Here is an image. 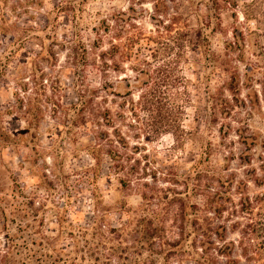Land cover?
Masks as SVG:
<instances>
[{
    "label": "rangeland",
    "instance_id": "1",
    "mask_svg": "<svg viewBox=\"0 0 264 264\" xmlns=\"http://www.w3.org/2000/svg\"><path fill=\"white\" fill-rule=\"evenodd\" d=\"M179 30L159 115L132 69ZM263 224L264 0H0V264H251Z\"/></svg>",
    "mask_w": 264,
    "mask_h": 264
},
{
    "label": "trees",
    "instance_id": "2",
    "mask_svg": "<svg viewBox=\"0 0 264 264\" xmlns=\"http://www.w3.org/2000/svg\"><path fill=\"white\" fill-rule=\"evenodd\" d=\"M202 35V32L198 31L194 37L199 40H202ZM190 38L191 34L189 32L185 33L179 30L177 31L175 37H173V40L171 42H156L152 41L153 39H148L150 44L146 48L147 53L144 55V59H139L138 57L136 59V66L132 69L133 72L137 73L135 87L141 90V94L139 95V104H141L140 101H145L146 107L155 109V111L159 115L163 114L165 106L164 101L167 99L169 93L176 87L175 68L177 63L179 62H176V60L172 58V52L176 49L181 51L187 49L188 47H191L192 44L187 45L188 43H191V41H189ZM134 44H132L131 41L130 43H128V45L124 46H118L113 44L111 50L109 52L103 53L102 56L110 57L113 60L116 54H120L123 58L132 62L134 55L133 49L136 47V45ZM198 45L199 43L196 46ZM237 46H239V43ZM200 47L201 46H199V48ZM231 47L233 48L232 44ZM200 51L202 52V48L200 49ZM215 61L216 60L214 59V62ZM182 79L183 82L186 83V79ZM235 79L236 77H233L234 82ZM151 83L153 84L152 87L150 86ZM128 87H131L129 83ZM235 89L236 88L234 87L232 82L229 83L228 90L231 93L235 94ZM131 91L132 90L128 91L127 95H131ZM223 103V112H227L226 109L228 108L229 103L228 101H223ZM169 131L170 129L159 128L155 132H157V135H160L163 132ZM214 212L216 213V211ZM256 232L258 235L260 234V238H263L264 240V224L260 227L258 231H255V229L253 228L250 234L254 236ZM258 235L255 236L259 238ZM242 244L244 243L242 242ZM241 249V257H243L248 263L264 264L261 263V260H264V255H262V253L254 251V245H241ZM260 250L264 251V241L260 244ZM217 251L218 255L229 258L228 264H240V261L238 259H233L231 256L233 254V247L229 246L228 252L223 251L222 248L218 249ZM67 257L69 258V255H67ZM57 262L69 264V260L64 259V256L62 254L59 256L57 255L55 263L57 264Z\"/></svg>",
    "mask_w": 264,
    "mask_h": 264
}]
</instances>
